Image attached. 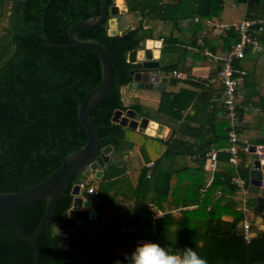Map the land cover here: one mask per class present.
Masks as SVG:
<instances>
[{
  "label": "trees",
  "instance_id": "16d2710c",
  "mask_svg": "<svg viewBox=\"0 0 264 264\" xmlns=\"http://www.w3.org/2000/svg\"><path fill=\"white\" fill-rule=\"evenodd\" d=\"M226 1L232 4L235 22L264 19V0H124L127 25L135 24L126 33H109L110 14L96 27L76 29L77 38L99 41L112 65V90L89 113L100 147L110 144L112 151L96 186L97 218L67 217L73 198L71 188L85 180L84 171L77 173L39 238V264L63 260L111 264L118 258L126 264L125 257L141 244L138 239L173 251L193 248L207 264L244 263L246 239L238 233L243 195L231 178L238 174L247 183L252 161L244 147L248 142L264 145V29L257 30L258 46L246 47L245 57L233 60L240 122L235 143L238 165L230 162L226 151L231 145L228 117L218 115L223 109V83L206 82L191 74L193 67L211 62L204 50L224 54L239 39L237 30L230 28L222 35L209 23L210 19H223ZM100 5L101 0H0V192L18 188L11 172L24 185H32L60 165L59 158L44 152L50 144V121L54 146L49 151L68 155L86 142L78 106L101 80L100 59L92 49L50 44L44 37L42 20L49 40L66 44L70 42V25L93 13L98 15ZM113 5L115 0H108V8ZM156 21L170 24L168 32L158 36L162 39L161 58L168 57L160 62V75L166 79L178 70L184 77L168 81L188 82L195 88L162 91L156 108L133 103L130 107L139 117L160 122L171 130L169 137L162 138L134 129L144 139L136 145V138L131 136L133 129L111 118L114 110L126 109L121 87L132 81L129 71L134 67L127 61V53L154 36ZM189 47L196 49L192 56L187 55ZM244 60L251 61V67L241 75ZM216 62L217 69L212 74L222 64L220 60ZM190 105L195 107L194 112L204 111L201 121L191 113H183ZM149 141L160 143L156 154ZM123 142L126 149L135 151L139 163L130 171L125 164L118 165L113 155L122 149ZM213 148L218 150L215 169H205L203 157ZM92 180L87 183L92 185ZM254 203L255 198L250 196L249 210H253ZM45 208L46 201L42 200L7 214L26 235L32 236ZM156 210L162 214L153 218ZM262 217L264 223V213ZM261 233L250 243L251 261L264 260V230L257 235ZM72 237L76 241L74 248L70 246ZM83 254L86 258H82ZM33 260L32 245L0 217V264H33Z\"/></svg>",
  "mask_w": 264,
  "mask_h": 264
},
{
  "label": "water",
  "instance_id": "95a60500",
  "mask_svg": "<svg viewBox=\"0 0 264 264\" xmlns=\"http://www.w3.org/2000/svg\"><path fill=\"white\" fill-rule=\"evenodd\" d=\"M100 13L98 15L92 14L89 17L79 19L73 22L68 30L69 43L55 44L52 43L47 37L44 29V19L42 20L43 34L46 40L53 46L60 48L68 47H82L94 50L101 62V80L99 84L91 87L89 91L81 99L78 106V118L82 126L85 128L87 139L86 142L81 145L75 151L68 155H62L57 152L49 151L54 146V137L52 133V123L48 128L50 144L44 148V152L48 155L55 156L61 160L60 165L51 172L44 180L32 184L24 185V183L13 174L17 180L18 188L13 191L0 192V217L5 219L18 235L23 238L27 243L32 245L34 249L33 264H39V247L38 241L46 227L49 225L56 205L63 195L70 179L77 173H81L86 169L92 172L95 179H101L104 174V167L106 162L110 158L112 151V145L108 144L104 147H100V139L90 118V111L101 104L107 96L110 94L113 87V71L110 60L107 56L106 50L103 45L95 39H79L75 36L77 28L86 27L93 28L101 24L110 14L109 18V33L110 34H124L129 31L135 24L128 25L122 30H118L116 26V14L119 12L117 4L108 8V0H101ZM147 19L144 24H147ZM148 41L155 42L151 38L145 39L141 43L140 47L134 48L127 53V61L134 64V67L129 71L132 76V81L124 85L123 88L133 87L134 89H152L154 91H164L165 84L158 81L160 73V54H161V42L156 45L152 43L148 44ZM123 105L125 110L116 109L113 112L112 120L114 122L125 125L131 129L144 130L145 134H148V126H141L140 122L145 117H139L138 113L132 107H129L127 97L122 96ZM120 114V115H119ZM147 124L150 122L147 120ZM155 123V122H152ZM156 124V123H155ZM164 125H159L157 128V134H161V128ZM125 143L121 144L123 148ZM264 149V146H263ZM4 153V151H2ZM248 152L250 155L252 167L249 170L247 185L248 193L254 196L255 203L253 210L258 213L254 220L249 223V237L246 239V252L243 264H264V260L251 261L250 259V243L253 238H260L262 233L257 235L259 231L264 230V223L262 213H264V153L259 154L256 152V145L250 144L248 146ZM8 158L10 156L4 153ZM2 164V163H1ZM0 164V165H1ZM71 194L73 195L72 203L67 211V217L70 219H90L95 220L98 215V210L93 206V201L90 197L83 192V188L78 184H74L71 188ZM46 201V208L42 219L40 220L35 232L32 236L26 235L22 228L7 214L8 211L17 209L28 204L37 201ZM242 221L238 224V233L242 234L244 229ZM72 237L71 247L76 246V241ZM82 258H86L83 254ZM58 264H82L76 261L63 260ZM111 264H124L121 259L114 260Z\"/></svg>",
  "mask_w": 264,
  "mask_h": 264
},
{
  "label": "built area",
  "instance_id": "2783aa9c",
  "mask_svg": "<svg viewBox=\"0 0 264 264\" xmlns=\"http://www.w3.org/2000/svg\"><path fill=\"white\" fill-rule=\"evenodd\" d=\"M209 23L213 25L216 30L225 35L227 30L233 28L238 31L239 39L235 42L231 48L225 52L224 54H214L210 50L206 49L204 54L208 56L209 61H222L221 66L218 68L216 74L211 75L204 79L206 82H216L221 81L223 83V92H222V101H223V109L218 115L225 114L228 117V136L231 142V145L226 148V151L230 154V162L234 165H238V157H237V147L235 143L238 139L237 128L239 123L237 121V108L235 104L236 98V87H237V80L233 76L234 67H233V60L234 59H242L245 57V50L246 47H257L259 40L257 39L255 33L264 29V19L263 18H248L244 19L240 22H224L218 21L215 19H210ZM239 73L243 75L245 73L244 70H240ZM172 76L176 78H183L184 75L178 71L174 70L172 72ZM244 149L248 152V146H245ZM256 152L259 154L264 153L263 145H256ZM217 149H210L209 151L205 152L203 157L204 167L205 169L213 170L216 166L217 160ZM151 164V163H150ZM231 183L234 184L242 193V212H243V237L248 239L249 237V218H248V199L250 198L251 194L248 193L247 190V183L244 178L240 175L236 174L232 176ZM77 184L83 188L85 193L93 199L97 197L98 190L97 187L93 185H89L87 181L80 180ZM162 212L160 210H156L152 217L156 218L160 216ZM139 243L146 242L143 239H138Z\"/></svg>",
  "mask_w": 264,
  "mask_h": 264
},
{
  "label": "crops",
  "instance_id": "0c3cea01",
  "mask_svg": "<svg viewBox=\"0 0 264 264\" xmlns=\"http://www.w3.org/2000/svg\"><path fill=\"white\" fill-rule=\"evenodd\" d=\"M11 5V2L9 1L8 2V7ZM121 9H123V11H126V6H125V2H124V0H122V2H121ZM123 6V7H122ZM120 11V10H119ZM119 13V12H118ZM222 21V20H221ZM233 21V18L230 20V22H232ZM154 24V23H153ZM161 24V22L160 21H156L155 22V24H154V30H153V37L151 38V39H153V40H156V41H160L161 42V44H162V39L161 38H159L158 36L160 35V34H158L157 36H155V34H156V32H155V29H156V27H158L159 25ZM116 26H117V28H119L118 27V25H117V20H116ZM126 26H128L127 25V22L125 23V26L124 27H126ZM119 30V29H118ZM120 31V30H119ZM162 33H164V32H162ZM255 35H256V37H257V39H258V35H257V32L255 33ZM147 39V38H146ZM259 40V39H258ZM145 41V40H144ZM162 47V46H161ZM195 51H196V49L195 48H193V47H189L188 48V50H187V55H189V56H192L194 53H195ZM204 52H205V50H204ZM219 54V53H218ZM223 54V53H222ZM164 56V55H163ZM163 56H162V58H163ZM162 58H161V54H160V62H162L161 60H162ZM165 60L167 61L168 60V57H165ZM242 68L240 69V70H244L245 71V73H246V71H248V69L251 67V61H249V60H244V61H242ZM216 69H217V62L215 61H211V62H208V64H206V65H198V66H195V67H193L192 69H191V74L192 75H194L195 77H199V79H202V80H204V79H206L207 77H209L210 75H214V74H212V72H215L216 71ZM167 78L168 79H170V78H173V76H172V74H169L168 76H167ZM174 78H176V77H174ZM178 79H180V78H178ZM189 78H187V80L186 81H189L188 80ZM158 81H160V82H162V83H164L165 84V88H164V90L165 91H168V92H178L180 89H182V88H190V89H194L195 87L194 86H192L191 84H189L188 82H183V81H178V82H176V83H174V84H171V82H170V88L168 89L167 88V85H166V83H165V81H163V77L160 75V73H159V76H158ZM205 81V80H204ZM197 92H199L200 90L199 89H197L196 90ZM153 93L154 94H158V96L157 97H155L154 95H153ZM161 93H162V91H154V90H152V89H142V90H140V92H139V90H137V89H134L133 87H128V88H123V86L121 87V96H123V95H125L126 97H127V101H128V104H129V107L133 104V103H135V102H140V103H142L143 105H146V106H149V107H154V108H156L158 105H159V103H160V100H161ZM217 95H219V94H217ZM194 109H195V107H193V106H189V107H187L186 108V110L185 111H183V113L185 114V113H191V115L195 118V119H197V120H199V121H201L202 120V118H203V116H205V114H204V111H202V110H199L198 112L196 111V112H194ZM222 112V111H221ZM220 113V112H219ZM120 115V114H119ZM222 115V114H221ZM142 117H145V116H142ZM146 118V125H148L147 123V120L148 121H152V122H155L156 124H157V127L159 126V125H164V124H162V123H160V122H157V121H155V120H151V119H149V118H147V117H145ZM237 121H238V123H239V126H238V128H237V133H238V129L240 128V122H239V120H238V115H237ZM251 124H254L253 122L251 123ZM153 127V126H152ZM227 127H228V124H227ZM164 128H166L167 129V132H165L164 134H157V129L158 128H156V130H155V133L154 134H151V133H148L147 135H150V136H159V137H162V138H167V137H169V135H170V133H171V130H170V128L168 127V126H166V125H164ZM137 130V129H136ZM141 131H143L144 132V130H141ZM145 133V132H144ZM229 137V136H228ZM251 143H247L246 144V146H249ZM254 145H257V144H254ZM258 145H260V144H258ZM264 146V145H263ZM214 149V148H213ZM209 151V150H208ZM207 152V151H206ZM133 153V151L132 150H128L127 149V152L123 155V157H124V159L125 160H131L133 163H135L136 164V159L135 158H133L132 157V154ZM135 156V155H134ZM110 157H111V155H110ZM132 157V158H131ZM110 159V158H109ZM118 165H121V164H119L118 163ZM205 168V167H204ZM128 171V170H127ZM89 178L90 179H94L93 178V174H92V172H90V173H88L87 174V177L85 178V180L86 181H88L89 180ZM246 180V179H245ZM248 182H249V178H248V181H247V185H248ZM77 184V183H76ZM93 185V184H92ZM94 186V185H93ZM96 187V186H95ZM83 192L85 193V191L83 190ZM86 194V193H85ZM96 198V197H95ZM95 198H93L92 199V201H93V206H94V202H95ZM65 235H67V234H65ZM144 240V239H143ZM146 241V240H145Z\"/></svg>",
  "mask_w": 264,
  "mask_h": 264
},
{
  "label": "clouds",
  "instance_id": "9594fccd",
  "mask_svg": "<svg viewBox=\"0 0 264 264\" xmlns=\"http://www.w3.org/2000/svg\"><path fill=\"white\" fill-rule=\"evenodd\" d=\"M125 260L126 264H207L193 248L173 251L153 242L139 244Z\"/></svg>",
  "mask_w": 264,
  "mask_h": 264
},
{
  "label": "rangeland",
  "instance_id": "374dc122",
  "mask_svg": "<svg viewBox=\"0 0 264 264\" xmlns=\"http://www.w3.org/2000/svg\"><path fill=\"white\" fill-rule=\"evenodd\" d=\"M121 1H119V0H115V4H117L118 5V7H119V13L118 14H116V20H117V25L119 26V28H123V25L127 22V18H126V14H125V11H123V9H121V3H120ZM123 7V6H122ZM223 19H222V21H224V22H230V20L233 18V7H232V4L230 3V1H226L225 2V5H224V10H223V17H222ZM6 20H7V17H5L2 21H3V23L5 24V22H6ZM169 28H170V24H168V23H166V22H161V24L158 26V27H156V29H155V32H156V34H155V36H157L158 34H160V33H162V32H164V33H167L168 32V30H169ZM162 63H164L166 60H165V56H163V58H162ZM163 79H165V78H163ZM169 79L168 78H166L164 81H165V83H166V85H167V88L169 89L170 88V82L168 81ZM153 95L155 96V97H157L158 96V94H154L153 93ZM141 131V130H140ZM163 133L162 134H164L165 132H167V129L166 128H164L163 129V131H162ZM131 136H132V138H136V145H140V143H142L143 141H144V139H140L139 137H140V134L138 133V135L134 132V129L131 131ZM150 142V141H149ZM150 144H151V149H152V151L154 152V154H156V152L158 151V149L160 148V143L159 142H150ZM128 150H130V149H128ZM160 150V149H159ZM127 152V149L125 148V146L122 148V149H120L117 153H114L113 155H114V158L115 159H117V160H119L118 161V163L119 164H121V165H123V164H125V166H126V168H127V170L128 171H130L133 167H138L139 166V163H138V161H137V159H136V155H135V151L132 153L133 155H132V157L133 158H135L136 159V164L135 163H133L131 160H125L124 159V157H123V155L125 154ZM135 155V156H134ZM131 157V158H132ZM203 164H204V161H203ZM88 173H90V171L89 170H85L84 171V177L86 178L87 177V174ZM94 178V177H93ZM89 180H90V178H89ZM92 184L94 185V186H97L98 184H99V182H100V179H93L92 180ZM251 196H253V195H251ZM254 197V196H253ZM247 215H248V218H249V222L251 223L252 221H251V218H252V216H255V211H253V210H249L248 211V213H247ZM58 227V226H57ZM57 227H55L54 229H57ZM127 230H129V229H127ZM125 231H126V229H125Z\"/></svg>",
  "mask_w": 264,
  "mask_h": 264
},
{
  "label": "bare ground",
  "instance_id": "6f19581e",
  "mask_svg": "<svg viewBox=\"0 0 264 264\" xmlns=\"http://www.w3.org/2000/svg\"><path fill=\"white\" fill-rule=\"evenodd\" d=\"M119 1L122 2V0H119ZM152 43L158 45L160 43V41H155V42L148 41V44L149 45H151ZM140 124H141V126H144V125L145 126H148V129H147L148 133H151V134H154L155 133V130L157 128V124L150 122L149 125H146V119H142L141 122H140ZM163 129H164V127L161 128V133H162Z\"/></svg>",
  "mask_w": 264,
  "mask_h": 264
}]
</instances>
